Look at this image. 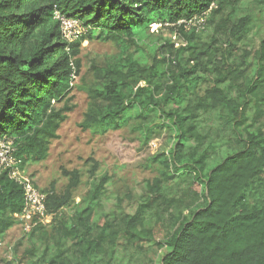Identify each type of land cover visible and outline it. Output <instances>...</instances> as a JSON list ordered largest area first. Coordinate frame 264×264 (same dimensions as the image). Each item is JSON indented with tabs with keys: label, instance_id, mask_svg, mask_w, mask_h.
Returning <instances> with one entry per match:
<instances>
[{
	"label": "trees",
	"instance_id": "1",
	"mask_svg": "<svg viewBox=\"0 0 264 264\" xmlns=\"http://www.w3.org/2000/svg\"><path fill=\"white\" fill-rule=\"evenodd\" d=\"M56 12L81 25L73 41ZM194 17H204L201 30L187 27ZM263 23L264 0H0V139L12 141L20 169L47 158L72 109L81 46L93 38L118 51L91 61L80 126L105 133L132 117L144 144L160 126L174 140L153 157L159 173L129 212L104 208L105 175L61 215L80 183L78 170L64 171L63 192H43L52 217L27 233L23 260L154 264L164 249L159 264H264ZM23 198L1 171L0 235L18 223Z\"/></svg>",
	"mask_w": 264,
	"mask_h": 264
},
{
	"label": "rangeland",
	"instance_id": "2",
	"mask_svg": "<svg viewBox=\"0 0 264 264\" xmlns=\"http://www.w3.org/2000/svg\"><path fill=\"white\" fill-rule=\"evenodd\" d=\"M203 24L204 19L202 23H196L197 28L201 30ZM161 36L172 38L175 43L182 42L180 36L168 29H164ZM257 37L259 35L256 33L251 34L249 48L253 43L254 48L258 46ZM117 51L115 43L110 41L93 38L83 42L80 53L81 72L72 80L73 88L69 95L72 109L66 113V119L58 129L59 136L52 141L46 159L28 163L20 169L22 177L32 182L39 191L53 189L59 193L63 192L68 183L64 171L76 169L80 172V183L72 193L73 202L60 211L63 216H70L82 207L85 203L82 199L90 189L91 182L105 175L109 179L106 199L103 200L104 208L111 210L119 205V210L129 212L139 201L145 182L159 173L161 155L156 159L153 157L162 152L167 155L174 141L170 131L160 126L154 129V135L144 144L138 127L140 122L132 117L119 128H110L105 133L93 132L80 126L89 100L87 90L92 84L89 73L91 61L111 58ZM155 123H162L161 119ZM93 165H96V170L91 178L89 172ZM117 196L122 199L121 202L116 200ZM28 245V234L21 224L16 223L0 235V264H32L29 260H23ZM163 251L158 250L154 264H159Z\"/></svg>",
	"mask_w": 264,
	"mask_h": 264
},
{
	"label": "built area",
	"instance_id": "3",
	"mask_svg": "<svg viewBox=\"0 0 264 264\" xmlns=\"http://www.w3.org/2000/svg\"><path fill=\"white\" fill-rule=\"evenodd\" d=\"M213 6L212 4L210 8ZM56 17L60 21L62 35L68 41H73L82 33L83 29L77 20L64 17L57 12ZM203 19L204 17L189 19L186 22L187 27L196 23H202ZM151 26L155 29L157 28L155 24ZM73 78H75V75ZM13 152L12 141L5 138L0 139V172L5 171L8 177L22 185L24 191L23 206L21 211L14 215L18 223L28 233L37 223L48 224L52 216L46 211L45 194L39 191L28 179L22 177L21 170L17 165V160Z\"/></svg>",
	"mask_w": 264,
	"mask_h": 264
}]
</instances>
